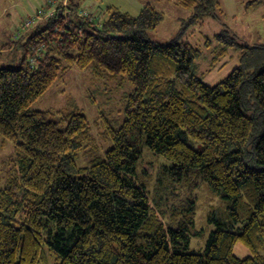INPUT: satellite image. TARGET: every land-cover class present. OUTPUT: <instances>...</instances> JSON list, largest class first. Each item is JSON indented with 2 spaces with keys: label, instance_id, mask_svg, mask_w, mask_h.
Masks as SVG:
<instances>
[{
  "label": "trees",
  "instance_id": "trees-1",
  "mask_svg": "<svg viewBox=\"0 0 264 264\" xmlns=\"http://www.w3.org/2000/svg\"><path fill=\"white\" fill-rule=\"evenodd\" d=\"M85 1L69 0L65 13L47 0L22 16L18 64L0 65V137L13 145L0 183V264H264V43L241 44L224 29L218 55L235 45L247 50L209 85L196 74L201 51L181 32L168 43L148 37L164 17L151 2L137 16L89 5L98 24L77 14ZM173 2L191 9L185 24L223 12L222 0ZM74 67L133 84L124 120L102 133L112 141L103 158L75 100L63 110L31 109ZM144 148L170 160L164 168L179 181L197 169L231 203L203 252L182 248L193 206L176 227L152 209L135 178ZM82 153L90 160L79 165ZM239 244L248 253L238 254Z\"/></svg>",
  "mask_w": 264,
  "mask_h": 264
},
{
  "label": "rangeland",
  "instance_id": "rangeland-1",
  "mask_svg": "<svg viewBox=\"0 0 264 264\" xmlns=\"http://www.w3.org/2000/svg\"><path fill=\"white\" fill-rule=\"evenodd\" d=\"M89 3H103L102 10L108 5L128 12L133 16L140 13L142 7L150 1L164 15L156 29L148 31V37L160 43L170 42L179 32L182 39L188 40L201 51L197 60L196 74L209 85H214L226 77L241 62L246 47H229L228 53L218 55L221 41L217 35L224 29L237 34L236 41L249 45L264 43V0L249 3L250 0H222L223 12L217 17H206L196 22L190 19L191 9L175 4L173 0H86ZM100 1V2H99ZM47 5V0H0V65L18 64L21 50L14 49L20 41L16 24L22 16L34 12L33 6ZM85 6H89L86 4ZM10 9L7 14L4 8ZM26 9V12L23 9ZM3 11V12H2ZM13 26V27H12ZM12 28V29H11ZM9 29V30H8ZM11 30V31H10ZM240 38V39H239ZM217 56L216 59L214 57ZM90 69L74 67L67 75L60 77L49 91L31 103V109L56 111L67 109L75 100L86 113L91 123L92 133L98 144V155L103 158L106 150L112 146L110 139L102 133L107 124L120 126L125 118V105L133 84L122 76L115 80L95 77ZM188 142L196 149L201 143L192 138ZM13 156V145L0 137V183L4 184V175L13 165L9 164ZM90 156L81 154L79 165L88 163ZM172 162L161 155L150 153L144 148L143 156L137 165L135 178L144 184L148 192L152 209L161 217L165 225L177 226V223L189 220V209L193 206L194 220L187 231L188 240H182V248L188 251L203 252L210 232L216 227L215 218L230 213L231 203L222 197L220 191L211 188L202 178V173L193 168L184 180H177L168 169ZM191 200L193 202H191ZM242 223H236L238 230ZM236 251L245 255L248 250L239 244Z\"/></svg>",
  "mask_w": 264,
  "mask_h": 264
},
{
  "label": "built area",
  "instance_id": "built-area-1",
  "mask_svg": "<svg viewBox=\"0 0 264 264\" xmlns=\"http://www.w3.org/2000/svg\"><path fill=\"white\" fill-rule=\"evenodd\" d=\"M56 1H57V3L60 2V5L62 7H64V12L65 13H68L70 11V9L67 7V4H68L69 0H52V4L54 2H56ZM56 9L57 8L55 6L54 8H52L50 10L48 9L46 11H39L38 12L39 15H40L39 16V19L40 18H43L44 19V18L50 17L55 12ZM90 9H91L90 6H84L83 5L82 8L77 12V14L80 17H83V18L87 19L89 22L97 21L98 24L101 23L102 21L101 20H98L97 17H96V15H95V13L94 12H91ZM29 23H30V21H29V18H28V19H26L24 21V24L22 26H25L26 24L28 25Z\"/></svg>",
  "mask_w": 264,
  "mask_h": 264
},
{
  "label": "crops",
  "instance_id": "crops-1",
  "mask_svg": "<svg viewBox=\"0 0 264 264\" xmlns=\"http://www.w3.org/2000/svg\"><path fill=\"white\" fill-rule=\"evenodd\" d=\"M85 2H87V1H85ZM99 2H100V1H99ZM146 2H150V1H145V3H146ZM87 3H88L93 9H95L96 11L99 10L98 13H99V12H100V14L102 13V12H101V11H102V7H104V6H103V3H102V4H99V5H101V6H98L97 4H94V3H92V2H91V3L87 2ZM108 6H109V5H108ZM110 6H111V5H110ZM36 8H37V6L35 5V6H33V8H31V9H34V10H35ZM22 9H23V11L26 12V9H27V8H26V9L22 8ZM9 10H10V9H8V8L5 7V8H4V11H6L5 14H7V13L9 12ZM2 12H3V11H2ZM12 27H13V26H12ZM11 29H12V28H11ZM8 30H9V29H8ZM10 31H11V30H10ZM4 47H5V46H3V49L0 48V50H4V49H6V48H4Z\"/></svg>",
  "mask_w": 264,
  "mask_h": 264
}]
</instances>
